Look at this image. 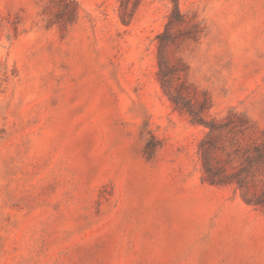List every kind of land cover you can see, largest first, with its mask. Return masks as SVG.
<instances>
[{
	"label": "rangeland",
	"instance_id": "374dc122",
	"mask_svg": "<svg viewBox=\"0 0 264 264\" xmlns=\"http://www.w3.org/2000/svg\"><path fill=\"white\" fill-rule=\"evenodd\" d=\"M179 6L0 0V264H264V0Z\"/></svg>",
	"mask_w": 264,
	"mask_h": 264
},
{
	"label": "trees",
	"instance_id": "16d2710c",
	"mask_svg": "<svg viewBox=\"0 0 264 264\" xmlns=\"http://www.w3.org/2000/svg\"><path fill=\"white\" fill-rule=\"evenodd\" d=\"M170 1L173 4V9L170 15V19L173 18V16H176L177 19L181 21L183 16L180 11L179 0H170ZM167 34H168V31L166 29L165 32L158 37V39L161 41L163 38L167 36ZM158 66H159V71H158L159 82L162 86L164 93L171 99V101L175 105H178L179 107H181V109L184 110L191 117V121L193 124L202 125L204 127H207L211 130V132L218 131L219 128H215L214 126L204 122V119L201 117V113L199 111L196 112L188 100H185L184 98L180 96H173V93L171 92L173 80L175 76L179 74H178V71L175 69V67H173V65H171L168 62L166 52L165 50L161 48L159 49V54H158ZM261 135L264 138V131H262ZM262 146L264 147V140L261 145H257L255 147L256 155H258L259 160L261 159L260 161H264V153H262L261 151ZM156 149H157V146H154L153 142L149 141L146 144L144 151L148 159L153 158ZM261 163L262 165L257 163L256 166H257V170H259L260 173L264 175V163L263 162ZM205 171L207 173V178L205 179V181H207L208 183L212 185L226 183L225 181L226 177L221 176L220 173L218 175L217 172H215L217 174H213L211 168L207 166V164L205 165ZM247 172L250 173V171H247ZM236 184L238 185V187L243 188L245 185V180L242 178H239L236 181ZM246 203L264 207V192H263L262 199H257L253 201L252 203L251 202H246Z\"/></svg>",
	"mask_w": 264,
	"mask_h": 264
}]
</instances>
